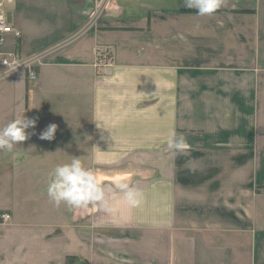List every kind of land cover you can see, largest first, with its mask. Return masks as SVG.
Masks as SVG:
<instances>
[{
    "label": "crops",
    "instance_id": "crops-1",
    "mask_svg": "<svg viewBox=\"0 0 264 264\" xmlns=\"http://www.w3.org/2000/svg\"><path fill=\"white\" fill-rule=\"evenodd\" d=\"M4 7L20 37L3 49L40 61L34 80L0 79V128L36 120L0 150V264H264V0H224L209 16L184 0ZM50 124L55 139L41 140ZM180 135L187 146L170 148ZM72 157L111 211L49 201V173Z\"/></svg>",
    "mask_w": 264,
    "mask_h": 264
},
{
    "label": "clouds",
    "instance_id": "clouds-1",
    "mask_svg": "<svg viewBox=\"0 0 264 264\" xmlns=\"http://www.w3.org/2000/svg\"><path fill=\"white\" fill-rule=\"evenodd\" d=\"M223 2L224 0H184V5L189 9H195L200 16H209L218 11ZM3 63L7 65L6 61ZM35 127V119L23 116L12 120L0 128V150L13 152L18 145L29 139L28 129ZM56 132L57 125L50 124L40 133L39 138L52 141ZM186 146V140L182 135L169 143L170 148L179 149ZM116 187L123 192L124 199L130 207L135 208L142 203V194L129 183L121 182ZM46 194L54 206L64 205L69 211L97 206L105 211H111L100 178L93 169L85 166L83 157H72L70 162L57 165L49 173Z\"/></svg>",
    "mask_w": 264,
    "mask_h": 264
},
{
    "label": "built area",
    "instance_id": "built-area-1",
    "mask_svg": "<svg viewBox=\"0 0 264 264\" xmlns=\"http://www.w3.org/2000/svg\"><path fill=\"white\" fill-rule=\"evenodd\" d=\"M8 2L10 0H7ZM5 0H0V79L5 76H10L17 73L20 70H25L27 72L28 78L30 80L36 79V72L34 70L35 66H38L40 58L38 56L32 57L28 60H22L18 53L16 52H5L3 47L6 42V38L9 34H13L16 38L20 37V33L17 29L13 28L7 20L4 7ZM101 8H97L92 16L98 14ZM7 62V65L3 62ZM15 69V70H14ZM2 222H7L10 220V216L3 214L0 216Z\"/></svg>",
    "mask_w": 264,
    "mask_h": 264
},
{
    "label": "rangeland",
    "instance_id": "rangeland-1",
    "mask_svg": "<svg viewBox=\"0 0 264 264\" xmlns=\"http://www.w3.org/2000/svg\"><path fill=\"white\" fill-rule=\"evenodd\" d=\"M129 8H127L126 9V13H131V5H127ZM139 6V5H138ZM147 10L144 8V9H140L139 7H136L135 8V16L136 17H141V16H147ZM8 19H10V17L8 18ZM10 21V20H9ZM3 51H5L4 49H3ZM5 52H7V51H5Z\"/></svg>",
    "mask_w": 264,
    "mask_h": 264
},
{
    "label": "trees",
    "instance_id": "trees-1",
    "mask_svg": "<svg viewBox=\"0 0 264 264\" xmlns=\"http://www.w3.org/2000/svg\"><path fill=\"white\" fill-rule=\"evenodd\" d=\"M182 12H190V13H191V12H195V11H182ZM196 12H197V11H196Z\"/></svg>",
    "mask_w": 264,
    "mask_h": 264
}]
</instances>
